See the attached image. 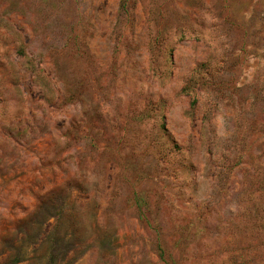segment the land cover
<instances>
[{
	"label": "rangeland",
	"instance_id": "rangeland-1",
	"mask_svg": "<svg viewBox=\"0 0 264 264\" xmlns=\"http://www.w3.org/2000/svg\"><path fill=\"white\" fill-rule=\"evenodd\" d=\"M0 264H264V0H0Z\"/></svg>",
	"mask_w": 264,
	"mask_h": 264
},
{
	"label": "trees",
	"instance_id": "trees-1",
	"mask_svg": "<svg viewBox=\"0 0 264 264\" xmlns=\"http://www.w3.org/2000/svg\"><path fill=\"white\" fill-rule=\"evenodd\" d=\"M163 254V253H162Z\"/></svg>",
	"mask_w": 264,
	"mask_h": 264
}]
</instances>
